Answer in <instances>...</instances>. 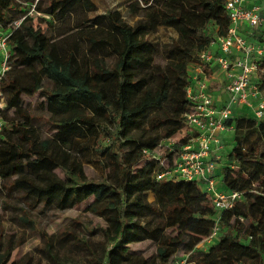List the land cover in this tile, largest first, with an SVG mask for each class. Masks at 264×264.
Instances as JSON below:
<instances>
[{
	"label": "trees",
	"instance_id": "16d2710c",
	"mask_svg": "<svg viewBox=\"0 0 264 264\" xmlns=\"http://www.w3.org/2000/svg\"><path fill=\"white\" fill-rule=\"evenodd\" d=\"M226 1L143 0V8H127L142 12L133 26L117 12L75 24L83 32L92 25L97 29L100 19L106 21L110 31L104 37L95 38L92 30L82 35L90 45L111 52L115 60L107 64L103 57H78L74 48L59 52L34 27L35 20L49 24L44 16L61 22L75 7L94 13L97 8L91 0H0V25L8 34L10 50L9 69L0 79L5 99L0 186L5 195L16 192L23 201L25 224L37 231L28 212L43 214L49 207L90 213L103 222L102 227L86 231L92 235L99 230L100 255L88 238L74 239L97 264H173L177 250L188 255L190 263L198 253L196 247L217 227V241L197 264H264V119L245 115L225 123L233 127V147L223 157L220 184L223 191L241 195L230 210L217 212L195 182L157 180L160 163L147 156L158 151L163 140L182 134L183 115L191 106L186 98L189 70L200 63L199 55L209 52L217 37L226 34L230 23ZM31 8L41 17L29 16ZM159 27L178 33L161 69L152 65L145 43L134 41L137 34H150ZM259 33L264 30L245 37L253 42ZM257 66L264 70V57ZM32 68L39 72H31L30 82H24L26 70ZM16 71L22 73L21 79ZM261 73L257 84L264 97ZM37 93L42 96L41 107L69 116L54 122L26 111L25 98ZM151 110L155 113L149 115ZM7 114L16 118L4 120ZM43 123L54 131L38 141L36 126ZM147 132H159L160 140H148ZM194 136L186 130L175 144L165 146L161 159L170 161ZM87 137L91 140L87 149L100 158L106 171L100 180L90 178L70 160L75 138ZM53 143L61 153L57 157ZM149 195L153 203L147 201ZM38 233L46 256L55 261L51 238ZM144 241L156 244L155 257L138 259L128 253L130 245ZM12 254L10 243L5 248L0 243V264H28V260H11Z\"/></svg>",
	"mask_w": 264,
	"mask_h": 264
},
{
	"label": "rangeland",
	"instance_id": "374dc122",
	"mask_svg": "<svg viewBox=\"0 0 264 264\" xmlns=\"http://www.w3.org/2000/svg\"><path fill=\"white\" fill-rule=\"evenodd\" d=\"M143 0H91L96 6V12L86 13L80 7H75L69 18L64 19L61 22H54L47 16L45 20L48 23H41L35 20L34 27H39L43 34L49 39L50 43H53L57 47L59 52H63L68 48H74L78 57H103L107 64H112L115 60L111 52L100 45L92 46L85 40L82 33L94 31L95 38L99 39L104 37L110 31V28L104 22V19H100V26L95 29L92 27H84L83 32H78L75 28V24L82 23L84 20L92 21L98 18H105L110 12H117L124 23L129 26H133L137 21L141 20L142 12L131 13L127 8L134 6V8H143ZM32 17H41L33 12L31 8L28 13ZM106 20V19H105ZM261 30H264L262 28ZM263 32V31H262ZM178 38L176 29L159 27L155 32L150 34H137L134 37L135 42L145 43L149 53L152 56V65L157 68H163L171 55V42ZM254 43H258L259 40H264V33H259L254 37ZM27 75L23 78L24 82H30L28 74L31 72L38 73L39 68H32L26 70ZM264 73V70L261 74ZM18 79L23 76L19 71L15 72ZM45 86L48 87L49 83L46 81ZM42 96L37 93L33 97L25 98L26 111L35 115H44V117L50 118L51 121H58L62 118H67L69 115L55 113L46 105L41 107ZM155 111L151 110L149 115L154 114ZM247 116L254 117L251 111L244 113ZM16 118L14 114H7L4 120H12ZM143 128H147L146 122ZM142 128V129H143ZM139 131L141 129H134ZM186 129V128H184ZM54 128L48 123L39 124L36 126L37 140H45L52 135ZM181 135H175L171 139L163 140L161 147L157 151L163 154L166 150L165 146L175 144ZM3 134V133H2ZM6 134L4 133L3 136ZM148 140H160L159 132H147L145 134ZM91 140L87 138H75L73 148L70 151V160L74 164L81 165L87 172L88 176L94 180H100L106 173L101 165L100 158L90 152L87 147ZM222 154L227 155L232 147V140H226L223 143ZM52 151L57 157L60 153L58 147L53 143ZM224 164V159L216 163V169L219 171ZM58 176H61L59 170L56 171ZM202 187V185H200ZM149 203H153L152 196L147 197ZM23 201H21L16 192L5 195L0 186V243L1 247L5 248L10 243L13 254L11 260H28V264H97V262L90 256L88 251L81 248L75 241L74 237H86L90 241L91 247L95 249L98 255H100L101 243L103 239L100 236L97 229L92 235L87 234L92 231V228H99L103 226V222L92 216L90 213L84 212L81 209L69 208L65 211L58 212L52 207H49L43 214L36 213L35 211L28 212V217L32 222L36 223L37 231L32 229V226L23 222L24 211ZM45 232L52 240V252L56 254V260L51 261L46 256V247L38 233V231ZM218 236V234H217ZM217 237L211 239L209 243L204 241L199 244L195 252L191 256L190 264H197V261H201L203 254L207 253L209 249L215 244ZM109 247V246H108ZM156 244L151 241H144L142 243L133 244L129 246L128 253H133L134 258L155 257ZM183 255L180 250H177L174 254L176 258ZM195 256V257H194ZM207 261L208 258H205ZM209 264V263H207Z\"/></svg>",
	"mask_w": 264,
	"mask_h": 264
},
{
	"label": "built area",
	"instance_id": "2783aa9c",
	"mask_svg": "<svg viewBox=\"0 0 264 264\" xmlns=\"http://www.w3.org/2000/svg\"><path fill=\"white\" fill-rule=\"evenodd\" d=\"M248 1L225 2L224 8L230 22L226 34L216 38V52L210 50L200 54V63L189 70L190 84L186 89V98L191 106L183 115L186 129L182 132L187 130L195 136L178 153L173 154L170 161L167 158L161 159L157 150L147 153L148 158L158 161L162 168L156 176L157 180L202 185V190L208 194L217 212L232 209L241 198L237 192L219 190L215 177L216 163L224 157L221 135L231 131L226 121L237 117L234 114L241 107L251 111L256 120L264 119V97L257 84L259 73L262 72L257 62L264 57V43L248 41L243 35L245 29L250 34L264 28V5L254 3L248 6ZM7 39L8 34L3 32L0 25V79L9 69L7 60L10 50ZM213 67L222 72L227 95L221 106L217 105L215 96L208 89ZM4 108L5 99L0 90V131L4 125L1 118ZM217 234L218 228L215 227L204 242L209 243ZM173 264H190L188 255L176 258Z\"/></svg>",
	"mask_w": 264,
	"mask_h": 264
},
{
	"label": "crops",
	"instance_id": "0c3cea01",
	"mask_svg": "<svg viewBox=\"0 0 264 264\" xmlns=\"http://www.w3.org/2000/svg\"><path fill=\"white\" fill-rule=\"evenodd\" d=\"M254 3H260L261 5H264V0H249L247 4H248V6H251ZM245 31L246 32L242 31V33L244 32L243 35L247 33L246 29H245ZM216 49H217L216 44H212L210 50L212 52H216ZM210 74H211V77H210V81L208 84L209 92L215 96L217 105L221 106L225 103V101L227 99V95H226V93L224 91V87H223L222 72L220 70H218L216 67H213L211 69ZM247 111H249V110L241 107L235 112L234 116H237V117L238 116H245L244 113H246ZM221 138H222L223 143L226 140H232L233 139V127H231V131L222 134ZM215 177L217 179V185H218L219 190L223 191L221 184H220V179H221L220 170L219 171L217 169L215 170Z\"/></svg>",
	"mask_w": 264,
	"mask_h": 264
}]
</instances>
